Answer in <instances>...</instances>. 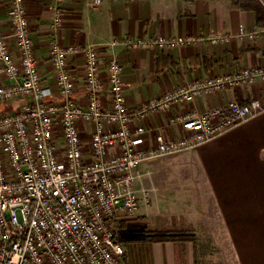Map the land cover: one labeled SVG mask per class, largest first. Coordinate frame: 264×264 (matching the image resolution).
I'll use <instances>...</instances> for the list:
<instances>
[{
	"label": "built area",
	"instance_id": "built-area-1",
	"mask_svg": "<svg viewBox=\"0 0 264 264\" xmlns=\"http://www.w3.org/2000/svg\"><path fill=\"white\" fill-rule=\"evenodd\" d=\"M100 3L95 0V5ZM8 18L19 56L0 28V73L9 80L0 85V104L26 105L0 115V264H125L117 225L151 202L150 190L139 187L141 167L195 150L264 113V102L258 99L233 101L204 113L191 111L175 119L183 136L159 135L156 145L148 147L142 123L149 117L255 84L264 80V68L179 85L130 109L117 60L104 68L101 49L54 43L50 62L61 101H49L26 0H9ZM240 31L246 35L244 27ZM231 38L220 32L126 38L114 44L168 50ZM77 55L85 59V105L74 98L81 85L70 59ZM88 127L93 128L89 144L84 140Z\"/></svg>",
	"mask_w": 264,
	"mask_h": 264
},
{
	"label": "crops",
	"instance_id": "crops-1",
	"mask_svg": "<svg viewBox=\"0 0 264 264\" xmlns=\"http://www.w3.org/2000/svg\"><path fill=\"white\" fill-rule=\"evenodd\" d=\"M26 4L49 101H61L50 62L54 43L99 48L104 68L109 61L117 60L123 67L130 109L179 85L264 68V26L258 25L254 11L237 8V0H101L99 5L95 0H26ZM8 7L9 0H0V28L12 52L19 56L11 37ZM241 27L246 30L244 36ZM220 32L232 38L215 45L200 43L168 50L129 49L114 44L126 38H176ZM70 60L81 85L74 98L85 105V59L77 55ZM5 84L9 80L0 73V85ZM257 99L264 102V80L207 95L192 104L176 105L170 112L152 115L142 123L147 132L146 145H156L159 135L168 139L183 136L182 125L175 121L181 114L204 113L233 101L247 104ZM25 105L1 103L0 115ZM92 131L88 127L84 134L87 144ZM161 163L141 169L139 187L150 190L153 207L143 203L135 217L142 211L150 214L153 210L151 214H156L154 204H158L161 231L193 226L196 232L208 234L213 247L230 251L232 264H264V113L195 150L166 160L158 174L159 167L153 165ZM159 189L164 191L161 197ZM143 250L152 264H205L190 242L154 243ZM210 259L204 262H212Z\"/></svg>",
	"mask_w": 264,
	"mask_h": 264
},
{
	"label": "rangeland",
	"instance_id": "rangeland-1",
	"mask_svg": "<svg viewBox=\"0 0 264 264\" xmlns=\"http://www.w3.org/2000/svg\"><path fill=\"white\" fill-rule=\"evenodd\" d=\"M179 154H177L178 156ZM171 157V158H169ZM176 158V155H173V156H168L166 158H163L161 159L160 161L162 163H165L166 160L168 159H174ZM159 161L157 162H153L151 164H148V165H152V164H155V163H158ZM157 164V165H153V167H159V169H157V173L160 174V169L161 167L164 165V164ZM146 166L143 165L141 167V169H143V167ZM156 173V171H155ZM164 191H162V189H159V197L162 196ZM166 194V193H165ZM168 194V197L169 199L171 198V195L170 193H167ZM166 204H167V201H166ZM143 205V204H142ZM151 205V202L149 204V206ZM160 205V203H159ZM153 207V204L151 205V209ZM154 207L155 209L157 210L156 211V214L152 215L151 213H153V210L152 212H150V214L147 213V211H142L140 212L136 217L135 215L130 217V218H126L124 220H121L118 225H117V229L119 231V227H120V223L125 221V222H128V223H131V224H139V225H144V226H147L149 230H152V231H155V232H166V231H172V230H176L178 229L177 231H180L181 229L182 230H187V231H190L191 233H193L195 235V238H196V242H190V243H193L196 247V251H199V255H200V258L203 259V263L205 264H232V257H231V254H230V251L227 252L226 249H221L219 247H213V240L208 236L207 233H205L204 231H195L194 227L193 226H187V227H181V228H178V227H174L172 228L171 230H163L161 231V218H160V213H159V206L158 204H154ZM166 206H164L165 208ZM142 219L143 221L145 219H147L149 222L147 224H142V223H139L137 222L138 220ZM153 229H159V230H153ZM120 234V233H119ZM119 239H120V235H119ZM171 243H185V242H171ZM154 244V243H152ZM147 245H150V244H143V245H133L130 249H127L124 245V248H125V256H124V263L125 264H152L151 262V257H149L148 255H146V253L144 252V247L147 246ZM145 253V254H144ZM204 253V254H203ZM212 260H211V259ZM206 259H210V261L212 262H204V260Z\"/></svg>",
	"mask_w": 264,
	"mask_h": 264
},
{
	"label": "trees",
	"instance_id": "trees-1",
	"mask_svg": "<svg viewBox=\"0 0 264 264\" xmlns=\"http://www.w3.org/2000/svg\"><path fill=\"white\" fill-rule=\"evenodd\" d=\"M194 1V0H187ZM237 8L254 11L257 15L258 25L264 26V0H237ZM264 53V52H263ZM155 232L147 226L121 222L119 227L120 242L127 249L133 245L168 242H196L195 235L187 230Z\"/></svg>",
	"mask_w": 264,
	"mask_h": 264
}]
</instances>
